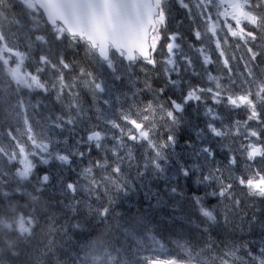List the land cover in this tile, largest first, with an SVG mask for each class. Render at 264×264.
<instances>
[{
    "label": "snow or ice",
    "instance_id": "snow-or-ice-1",
    "mask_svg": "<svg viewBox=\"0 0 264 264\" xmlns=\"http://www.w3.org/2000/svg\"><path fill=\"white\" fill-rule=\"evenodd\" d=\"M0 264H264V0H0Z\"/></svg>",
    "mask_w": 264,
    "mask_h": 264
},
{
    "label": "trees",
    "instance_id": "trees-1",
    "mask_svg": "<svg viewBox=\"0 0 264 264\" xmlns=\"http://www.w3.org/2000/svg\"><path fill=\"white\" fill-rule=\"evenodd\" d=\"M183 141H181L182 143ZM41 169H43L44 167L47 166H39ZM151 187L153 189L156 188H162L163 187V182L161 183H156V182H152ZM144 190H141L135 194H133L129 200L127 202H125L121 207L122 210H131V211H135L137 208L143 209L146 207L148 201L145 200V196H144ZM191 194V193H189ZM248 213L249 216H251L252 212L255 211V208L251 206V202H249L248 204ZM256 207H260L259 204L256 205ZM171 209L167 208V207H162L161 209H159L154 215L157 218L160 217H164L165 219L160 223V227L158 232L156 233V239L158 241H160L161 244H163L165 246V249H173L175 248V245L172 243V241L176 238L177 233L179 232V228L177 227V225H173L171 223H169V221L166 219V217L170 214ZM260 213H257V215H259ZM185 231H187V226H185ZM260 236L259 233V229L257 228L252 234L251 236H249V239H256L258 240ZM149 245H152V242L149 241L148 242ZM153 247H159L158 245H153ZM146 255H152L153 258H155L156 254L149 252L146 253Z\"/></svg>",
    "mask_w": 264,
    "mask_h": 264
},
{
    "label": "rangeland",
    "instance_id": "rangeland-1",
    "mask_svg": "<svg viewBox=\"0 0 264 264\" xmlns=\"http://www.w3.org/2000/svg\"><path fill=\"white\" fill-rule=\"evenodd\" d=\"M55 167V165H53V168ZM161 183V182H160Z\"/></svg>",
    "mask_w": 264,
    "mask_h": 264
}]
</instances>
